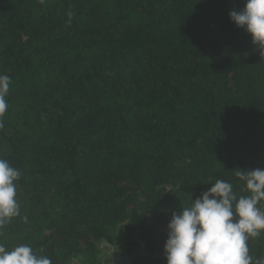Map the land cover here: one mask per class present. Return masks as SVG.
<instances>
[{
  "label": "trees",
  "instance_id": "16d2710c",
  "mask_svg": "<svg viewBox=\"0 0 264 264\" xmlns=\"http://www.w3.org/2000/svg\"><path fill=\"white\" fill-rule=\"evenodd\" d=\"M243 7L0 0V158L22 173L0 243L104 264L100 244L121 242L167 264L174 212L217 180L249 195L236 173L264 168V56L229 17ZM247 243L264 256V232Z\"/></svg>",
  "mask_w": 264,
  "mask_h": 264
},
{
  "label": "clouds",
  "instance_id": "9594fccd",
  "mask_svg": "<svg viewBox=\"0 0 264 264\" xmlns=\"http://www.w3.org/2000/svg\"><path fill=\"white\" fill-rule=\"evenodd\" d=\"M71 17L72 13H68ZM237 27L245 29L252 43L259 45L264 56V0H244L240 11L229 13ZM11 77L0 75V128L8 110ZM247 196L237 198L233 186L217 180L191 207L174 212L168 224L164 251L167 264H264V256L249 254L248 240L264 232V168L240 171ZM22 173L0 158V229L20 216L15 181ZM26 219V217L24 218ZM0 264H52L47 256L38 255L30 245L20 244L8 250L0 243Z\"/></svg>",
  "mask_w": 264,
  "mask_h": 264
},
{
  "label": "rangeland",
  "instance_id": "374dc122",
  "mask_svg": "<svg viewBox=\"0 0 264 264\" xmlns=\"http://www.w3.org/2000/svg\"><path fill=\"white\" fill-rule=\"evenodd\" d=\"M99 248L101 250L100 258L104 264H146L137 252L130 253L121 242L115 246L102 242ZM143 254L146 255V253Z\"/></svg>",
  "mask_w": 264,
  "mask_h": 264
},
{
  "label": "built area",
  "instance_id": "2783aa9c",
  "mask_svg": "<svg viewBox=\"0 0 264 264\" xmlns=\"http://www.w3.org/2000/svg\"><path fill=\"white\" fill-rule=\"evenodd\" d=\"M163 258L166 259V255H165V253L163 254Z\"/></svg>",
  "mask_w": 264,
  "mask_h": 264
}]
</instances>
